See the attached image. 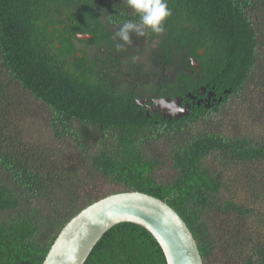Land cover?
<instances>
[{"label": "trees", "instance_id": "1", "mask_svg": "<svg viewBox=\"0 0 264 264\" xmlns=\"http://www.w3.org/2000/svg\"><path fill=\"white\" fill-rule=\"evenodd\" d=\"M168 5L164 33L141 41H156L170 68L200 59L204 76L177 73L172 96L193 79L230 93L225 106L155 126L125 109L127 92L87 53L120 43L107 22H138L126 0H0V264H43L73 217L121 192L166 202L204 264H264V0ZM77 32L95 39L77 43ZM227 116L236 133L209 126ZM85 264L167 262L147 230L121 223Z\"/></svg>", "mask_w": 264, "mask_h": 264}, {"label": "flooded vegetation", "instance_id": "2", "mask_svg": "<svg viewBox=\"0 0 264 264\" xmlns=\"http://www.w3.org/2000/svg\"><path fill=\"white\" fill-rule=\"evenodd\" d=\"M107 27L116 37L115 33L120 26L110 25L107 22ZM95 35V33L77 32V43L83 40L93 42ZM79 36L88 38L81 39ZM140 38L149 39V35L143 37L133 35L132 45L125 44L119 50L116 46L97 48L93 43L87 49L90 61L94 63L96 58H99L101 62L99 75L102 78H114L117 84L114 91L122 92L121 96L123 92H127L123 103L128 104L125 109L129 113L136 115L143 122L160 126L188 118L196 111L203 112L219 104L226 105L224 97L230 93V90H221L220 85L209 82L202 84L204 76L200 59L189 57V63L184 62L177 68H170L169 60L158 58L157 52H160V48L155 44L156 41L149 40L146 44ZM82 44L79 48L83 47ZM200 55L203 56V52H200ZM177 73H181L182 77L183 74L198 76L202 80L193 79L192 89L187 91L180 89L178 95L172 96L174 81L179 79ZM174 99L178 101L176 104ZM185 111H188L189 115L180 117Z\"/></svg>", "mask_w": 264, "mask_h": 264}, {"label": "water", "instance_id": "3", "mask_svg": "<svg viewBox=\"0 0 264 264\" xmlns=\"http://www.w3.org/2000/svg\"><path fill=\"white\" fill-rule=\"evenodd\" d=\"M188 115L185 111L180 117ZM121 223L147 230L159 243L167 264H204L179 214L161 199L140 192L112 194L83 209L62 229L43 264H85L104 234Z\"/></svg>", "mask_w": 264, "mask_h": 264}, {"label": "clouds", "instance_id": "4", "mask_svg": "<svg viewBox=\"0 0 264 264\" xmlns=\"http://www.w3.org/2000/svg\"><path fill=\"white\" fill-rule=\"evenodd\" d=\"M127 7L139 17L138 22L125 21L115 33L123 43H117L119 50L125 44L132 45L133 35L143 37L146 31L157 35L164 33L165 23L172 16L168 0H126Z\"/></svg>", "mask_w": 264, "mask_h": 264}, {"label": "rangeland", "instance_id": "5", "mask_svg": "<svg viewBox=\"0 0 264 264\" xmlns=\"http://www.w3.org/2000/svg\"><path fill=\"white\" fill-rule=\"evenodd\" d=\"M40 112L42 115L45 116V114H44V112H42V110H40ZM220 118H215L213 120V122H211L209 124V126L211 128H216L218 130H222L223 132H226V133H231V134L236 133L237 128L235 125L236 124L235 118H231L229 116H227V118H224V119H220ZM156 151L159 152V155L162 156L163 159H166L168 154H169V147H168V145L165 144V142H163L157 146ZM160 173L163 174L164 176H166L167 174H169V170L166 167H164V168L160 169ZM249 222L251 225L254 226L255 222H253V220L249 221Z\"/></svg>", "mask_w": 264, "mask_h": 264}]
</instances>
